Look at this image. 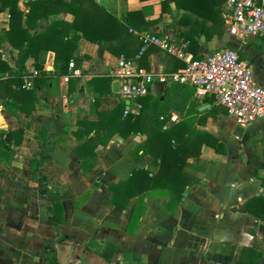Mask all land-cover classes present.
<instances>
[{
    "label": "crops",
    "instance_id": "obj_1",
    "mask_svg": "<svg viewBox=\"0 0 264 264\" xmlns=\"http://www.w3.org/2000/svg\"><path fill=\"white\" fill-rule=\"evenodd\" d=\"M27 2L18 0L23 12L28 10ZM67 2L61 0L56 12L29 19V26L24 16L22 24L29 33L38 34L53 22H71L78 11L77 34L94 36L77 41L81 74L67 81L64 74H52L53 51L39 49L35 58H28V67L34 68L36 61L47 74L32 78L31 92L15 94L14 84L0 81V264H230L243 246L252 243L262 250L260 264H264V239L257 232L254 238L246 232L253 227L254 216L233 210L253 196H264L259 178L253 175L256 171L264 178V116L230 126L227 119L234 118L225 110L212 111L213 105L218 106L212 97L197 98L192 93L197 109L209 114L195 123L196 128L222 141L224 153L202 144L200 153L187 159L199 169L191 173L193 181L176 206L168 207V197L159 190L131 197L124 208L112 204L110 184L126 179L135 168L154 170L139 147L145 134L132 132L124 138L116 132L105 145L93 142L94 149L86 151L79 146L95 129L87 135L78 122L97 120V112H109L123 100L116 63L120 55L136 54L139 34L177 40L183 38L178 33L189 27L179 23L183 11L172 2L162 10V0H77L69 12L64 11ZM215 20L206 21V34L197 39V55L234 46L249 64L253 81L264 86V37L239 39L229 34L224 3ZM8 28L5 7L0 11V33ZM0 54L10 67L0 71L1 80L16 72L19 50L2 38ZM137 64L158 75L179 70L184 61L150 45ZM166 88L167 84L155 81L142 98V107L141 101H129L131 111L142 109V128ZM169 95L181 99L184 90L175 87ZM184 107H171L169 114L177 120L187 104ZM201 115L191 114L196 120ZM97 129L103 134L107 127ZM40 177H45L48 190L62 204L64 217L56 230L48 217L52 197L38 182ZM57 234L68 238L58 243ZM211 239L233 244V256L206 250Z\"/></svg>",
    "mask_w": 264,
    "mask_h": 264
},
{
    "label": "trees",
    "instance_id": "obj_2",
    "mask_svg": "<svg viewBox=\"0 0 264 264\" xmlns=\"http://www.w3.org/2000/svg\"><path fill=\"white\" fill-rule=\"evenodd\" d=\"M76 1L69 0L64 11H68L71 5H78ZM256 1L259 2L260 0ZM59 2L61 0H28V10L23 12L18 7V0H0V11L4 10L5 7H8L9 11V28L3 34L0 33V41L2 38L7 39L12 46L19 50L16 72L13 75L11 74L12 76L2 78L0 81L9 85L14 84L16 89H12V91L15 94H26V92L33 90L35 84L23 86V77L30 73L28 58L30 56L35 58L39 49L53 51L55 65L52 74L62 75L67 72V64L70 59H73L75 66L79 63V58L75 55L79 38L94 39V36L85 32H82L81 35L77 34L78 11H74L73 14L75 16L71 22H53L46 30L38 34L28 32L27 27L22 24L24 16L26 17L25 24L29 26V19H37L38 17L46 16L48 13L56 12V6ZM171 2L175 7L183 11L178 18L179 23L189 27L183 33H178L177 37L182 36L187 40V50L193 52V58H199L200 56L197 55L195 50L197 39L202 34H206V21L217 22L215 19L218 17L219 8L225 0H162V10L167 9ZM96 7L102 9L97 5ZM110 18L116 23L114 17L111 16ZM32 65L37 70L33 78L47 74L42 71L41 65L36 61ZM9 70V65L1 58L0 54V71ZM167 85L169 88L165 89L163 99L158 100L152 108L153 111L149 115L145 128L141 126L142 109L139 112L131 111V107L125 108L123 100L109 112H97V120L89 121L83 119L78 122L79 125L86 127L85 133L87 135L92 128L95 129V132L88 136L79 146L81 150L85 149L86 151L88 148L94 149L95 145H93V142L105 145L116 132L124 138L132 132L145 134V138L139 144V147L148 156L147 165L153 166L154 170L147 167L135 168L132 169L126 179L109 185L111 192L110 202L120 208L126 207L131 197L140 196L143 193L154 190H159L168 197V207L176 206L184 195L186 185L193 181L191 173L199 169L197 166L190 164L187 159L197 156L200 153L202 144H208L216 152L224 153L222 141L218 140L215 135L199 130L195 126L196 122L202 123L209 114H206L205 111H199L197 109V100L190 99L193 88L183 83H169ZM175 87L184 90V95L181 99L169 95V92ZM146 96L147 94L137 98V101H141V107L144 102L142 98ZM185 104H187V108L184 109L185 113L182 117L180 116L176 121L169 122L171 107L183 109ZM125 110H127L126 113H124ZM192 113H202V118L193 119ZM99 125L107 127L106 132L104 131L101 134L99 129H97ZM91 150L89 155L96 158L97 153L91 152ZM253 175L259 178L260 186L264 188V178L260 177L256 171L253 172ZM38 182L46 190V193L52 197L51 203L48 205L50 213L48 217L51 226L56 230L64 217L62 204L48 190L45 177H40ZM233 210L253 215L255 218L254 225L252 228H247L246 232L252 238L256 236L257 232L264 239V196H253L241 205L233 207ZM67 238V236L57 234L56 240L58 243H62ZM205 249L232 257L234 245L211 239L206 242ZM261 256L262 250L260 247L252 243L249 246H243L238 256L231 259L230 264H260Z\"/></svg>",
    "mask_w": 264,
    "mask_h": 264
},
{
    "label": "built area",
    "instance_id": "obj_3",
    "mask_svg": "<svg viewBox=\"0 0 264 264\" xmlns=\"http://www.w3.org/2000/svg\"><path fill=\"white\" fill-rule=\"evenodd\" d=\"M224 6L229 34L239 39L251 35L264 37L263 1L225 0ZM139 41V49L133 57L120 55L117 59L115 75L120 79L119 95L123 100L137 101L149 93L155 81L164 85L183 83L193 88L197 98L211 96L238 124L245 125L264 116V86L253 81L250 66L240 57L236 47L227 45L193 58L186 50L187 40L184 38L176 40L154 33H141ZM150 45L182 59L184 66L158 75L142 68L137 59ZM29 72L23 77V86L33 85L32 78L37 70L31 68ZM80 74V68L70 59L62 78L67 81ZM175 120L176 116L171 114L169 122Z\"/></svg>",
    "mask_w": 264,
    "mask_h": 264
},
{
    "label": "rangeland",
    "instance_id": "obj_4",
    "mask_svg": "<svg viewBox=\"0 0 264 264\" xmlns=\"http://www.w3.org/2000/svg\"><path fill=\"white\" fill-rule=\"evenodd\" d=\"M212 111H215V113H220V112H222V113H224L223 111H224V108L222 107V106H220V105H218V106H215V105H213L212 106ZM227 123L230 125V126H232V124H237V123H235V121L234 120H232V119H227ZM237 125H241V124H237ZM52 248V247H51Z\"/></svg>",
    "mask_w": 264,
    "mask_h": 264
},
{
    "label": "water",
    "instance_id": "obj_5",
    "mask_svg": "<svg viewBox=\"0 0 264 264\" xmlns=\"http://www.w3.org/2000/svg\"><path fill=\"white\" fill-rule=\"evenodd\" d=\"M128 103H129V100H126V104H127V105H126V108H129ZM205 106H206V105H205ZM205 106H204V107H205ZM200 109H202V108H200Z\"/></svg>",
    "mask_w": 264,
    "mask_h": 264
}]
</instances>
